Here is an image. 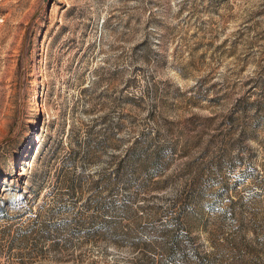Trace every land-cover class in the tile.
Returning <instances> with one entry per match:
<instances>
[{"label": "rangeland", "instance_id": "obj_1", "mask_svg": "<svg viewBox=\"0 0 264 264\" xmlns=\"http://www.w3.org/2000/svg\"><path fill=\"white\" fill-rule=\"evenodd\" d=\"M0 264H264V0H0Z\"/></svg>", "mask_w": 264, "mask_h": 264}]
</instances>
